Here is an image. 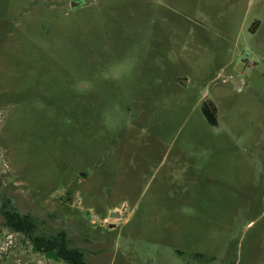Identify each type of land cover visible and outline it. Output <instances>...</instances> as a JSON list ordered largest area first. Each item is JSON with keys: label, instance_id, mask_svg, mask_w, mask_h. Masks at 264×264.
<instances>
[{"label": "rangeland", "instance_id": "374dc122", "mask_svg": "<svg viewBox=\"0 0 264 264\" xmlns=\"http://www.w3.org/2000/svg\"><path fill=\"white\" fill-rule=\"evenodd\" d=\"M71 1L0 0V264H264V0Z\"/></svg>", "mask_w": 264, "mask_h": 264}, {"label": "trees", "instance_id": "16d2710c", "mask_svg": "<svg viewBox=\"0 0 264 264\" xmlns=\"http://www.w3.org/2000/svg\"><path fill=\"white\" fill-rule=\"evenodd\" d=\"M202 113L205 116L207 122L211 125L216 124L214 116L215 107L210 103H204L201 107ZM3 224L9 229L17 230L27 235L33 243L35 251L42 252L48 257L58 258L63 257L70 264H88L82 256V253L75 250L69 249L63 240V233L59 237L52 239L43 237H33V228L35 222L29 215L20 216L15 212L9 210H2Z\"/></svg>", "mask_w": 264, "mask_h": 264}, {"label": "water", "instance_id": "95a60500", "mask_svg": "<svg viewBox=\"0 0 264 264\" xmlns=\"http://www.w3.org/2000/svg\"><path fill=\"white\" fill-rule=\"evenodd\" d=\"M91 2V0H72L70 2V7L71 8H75V7H78L80 5H86V4H89ZM118 216V213H112L111 214V217H117ZM111 226H114V225H111Z\"/></svg>", "mask_w": 264, "mask_h": 264}]
</instances>
